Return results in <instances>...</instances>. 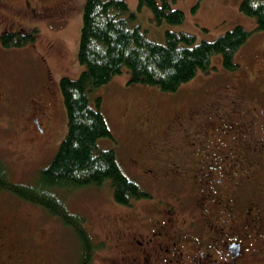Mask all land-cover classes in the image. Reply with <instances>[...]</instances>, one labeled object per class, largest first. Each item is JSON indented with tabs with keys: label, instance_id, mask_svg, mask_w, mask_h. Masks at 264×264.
<instances>
[{
	"label": "rangeland",
	"instance_id": "1",
	"mask_svg": "<svg viewBox=\"0 0 264 264\" xmlns=\"http://www.w3.org/2000/svg\"><path fill=\"white\" fill-rule=\"evenodd\" d=\"M123 1L131 11H137L141 30L155 42H164L166 30L190 34L195 42H200L213 41L235 26H242L249 36L235 53L234 63L238 67L224 70L220 56L213 55L210 65L215 69L211 74L264 77V31L257 30L254 20L240 11L241 0H166L171 9L183 13L184 19L180 24L159 25L148 9L138 11V0ZM84 5L85 0H0V35L36 30L35 40L26 46L5 48L0 43V160L8 167L13 183L31 184L38 171L50 163L66 134L59 81L62 77L76 79L83 70L77 52ZM199 74L180 91L197 89L201 81ZM129 79L123 68L90 94L93 106L96 98L101 99L100 111L111 134V138L97 142V149H113L122 169L123 162H132L131 156L139 148V140L123 125L124 108L147 97L168 94L147 85L130 84ZM102 185L74 191L66 199L70 211L84 216L85 227L95 240L113 233V228L121 224L120 213L124 212L109 204L111 187L108 183ZM14 198L8 193L0 194V264H18V259L28 264L27 242L17 245L20 252L16 254L11 242L26 241L35 234L40 236L45 264L54 262V254L58 264H74L80 251L76 239L55 220L47 223L48 218L41 210ZM115 214L117 220L107 226L105 220L109 218L105 217ZM104 255L100 250L95 262L104 264ZM108 255L114 258L113 253Z\"/></svg>",
	"mask_w": 264,
	"mask_h": 264
},
{
	"label": "flooded vegetation",
	"instance_id": "2",
	"mask_svg": "<svg viewBox=\"0 0 264 264\" xmlns=\"http://www.w3.org/2000/svg\"><path fill=\"white\" fill-rule=\"evenodd\" d=\"M200 77L124 108L139 140L125 168L159 197L119 208L121 224L99 240L105 264L264 262V77Z\"/></svg>",
	"mask_w": 264,
	"mask_h": 264
},
{
	"label": "trees",
	"instance_id": "3",
	"mask_svg": "<svg viewBox=\"0 0 264 264\" xmlns=\"http://www.w3.org/2000/svg\"><path fill=\"white\" fill-rule=\"evenodd\" d=\"M161 1L158 5L156 0H138V11L148 9L158 25L182 23L183 13L171 9L166 0ZM239 8L254 20L257 30L264 31V0H241ZM35 31L2 33L1 46H26L35 40ZM248 36L249 33L237 25L213 41L195 42L190 34L166 30L164 42H155L146 37L137 11H131L125 1L85 0L77 52L83 70L76 79L62 77L59 81L66 114V134L50 163L38 171L31 184L13 183L8 167L0 160V194H11L25 205L41 210L48 218L47 223L55 220L70 233L80 248L74 264H97L95 257L102 250L103 243L95 240L85 227L84 216L69 210L66 201L69 194L86 188L97 189L108 183L112 194L109 204L117 209L138 201H156L159 196L149 182L138 179L129 169L127 171V162H123V171L113 149H97V142L111 138V134L100 111L101 99L96 98L93 106L90 94L120 74L123 68L130 76V84L154 87L160 93H174L194 81L197 73L214 71L210 65L213 55L220 56L224 70L236 69L235 53ZM128 105L132 108L131 103ZM188 163L190 166L197 164L192 159ZM182 184V181L170 182L175 189ZM190 185L192 189H198L193 181ZM39 239L40 236L35 234L26 241L11 242L15 245L11 249L16 254L20 252L17 245L27 242L29 256L25 258L26 262L45 264ZM16 262L24 264V259ZM50 264H58L55 254L54 262Z\"/></svg>",
	"mask_w": 264,
	"mask_h": 264
}]
</instances>
